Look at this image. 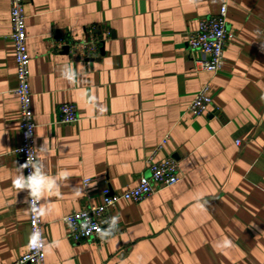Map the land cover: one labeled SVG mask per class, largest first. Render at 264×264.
<instances>
[{
  "label": "crops",
  "instance_id": "crops-1",
  "mask_svg": "<svg viewBox=\"0 0 264 264\" xmlns=\"http://www.w3.org/2000/svg\"><path fill=\"white\" fill-rule=\"evenodd\" d=\"M24 2L35 154L59 185L41 201L45 264H264V0ZM223 5L231 38L210 74L196 68L186 34ZM91 29L109 33L96 58L54 48ZM11 32L0 0V264L24 256L30 237L28 194L14 183L23 163ZM205 85L212 104L197 117L188 105ZM63 104L77 123L58 122ZM165 138L153 162L175 159L180 181L117 203L106 238L70 241L63 219L100 205L105 189L135 188ZM225 239L232 247H217Z\"/></svg>",
  "mask_w": 264,
  "mask_h": 264
},
{
  "label": "built area",
  "instance_id": "built-area-1",
  "mask_svg": "<svg viewBox=\"0 0 264 264\" xmlns=\"http://www.w3.org/2000/svg\"><path fill=\"white\" fill-rule=\"evenodd\" d=\"M24 0H9L12 32L10 38L14 45L17 88L15 94L20 107V145L15 154L24 164L28 155L35 154V129L29 85L30 57L27 50L26 16ZM227 9L225 5L220 8L217 15L201 20L198 29L186 34V46L190 54L198 53L199 58L194 60L198 70L210 74L218 73L223 66V55L227 41L231 38L226 23ZM89 39L83 41L62 40L56 41L54 48L67 47L71 56L76 54L84 58H96L99 56V45L108 39L109 33L99 36L94 35V29L89 30ZM78 52V53H77ZM73 58V57H72ZM209 85H205L188 105V111L194 116H201L208 112L212 101L209 96ZM79 120L76 107L73 104H63L59 108L58 122L63 125H71ZM167 138L162 140L156 151L145 160L146 172L141 176L139 184L121 194H113L109 189L102 192V203L98 206H89L86 209L66 216L63 220L69 228L68 239L74 243L93 241L106 238L111 229L113 208L119 202L140 203L158 192L175 186L181 179L179 163L171 158H165L161 162H153V156L159 152ZM239 144V142H237ZM27 175L31 169L25 168ZM27 191V190H26ZM28 194V192H27ZM30 236L38 231L43 239V223L41 216H33L29 206ZM114 233V232H113ZM112 233V234H113ZM15 264H45V248L39 251L30 248L28 242L27 253Z\"/></svg>",
  "mask_w": 264,
  "mask_h": 264
},
{
  "label": "clouds",
  "instance_id": "clouds-1",
  "mask_svg": "<svg viewBox=\"0 0 264 264\" xmlns=\"http://www.w3.org/2000/svg\"><path fill=\"white\" fill-rule=\"evenodd\" d=\"M62 77L68 80L70 83L75 81V71L68 66L62 70ZM30 168L31 171L25 175L23 169ZM19 174L17 175L14 183L17 189L27 190L30 199L29 206L32 210V214L35 217H39L46 213L45 206L41 203L44 198L54 192L58 188V180L56 177L49 176L44 169V164L41 160L36 159L30 153L27 160L23 165L19 166ZM66 178L67 174H61ZM203 207V205H201ZM117 227V220L114 218L111 224V229L106 235H111ZM29 247L39 251L41 248L50 247L46 246L41 233L38 231L33 232L29 237ZM217 247L221 249H228L232 247L230 240H223L218 242Z\"/></svg>",
  "mask_w": 264,
  "mask_h": 264
}]
</instances>
